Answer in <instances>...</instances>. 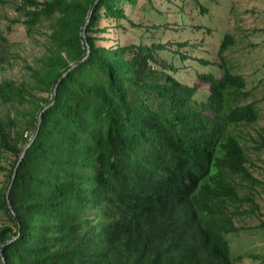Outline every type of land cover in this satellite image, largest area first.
Listing matches in <instances>:
<instances>
[{
  "label": "trees",
  "instance_id": "obj_1",
  "mask_svg": "<svg viewBox=\"0 0 264 264\" xmlns=\"http://www.w3.org/2000/svg\"><path fill=\"white\" fill-rule=\"evenodd\" d=\"M125 4L136 0H22L15 8L28 34L48 32L27 81L0 78V155L9 158L0 167V264L242 258L232 257L231 237L245 229L235 221L254 216L264 183L245 144L259 112L226 58L234 38L223 35L219 63L202 61L210 71L188 85L160 59L165 44H96L101 19L130 21ZM2 41L0 31V73Z\"/></svg>",
  "mask_w": 264,
  "mask_h": 264
},
{
  "label": "rangeland",
  "instance_id": "obj_2",
  "mask_svg": "<svg viewBox=\"0 0 264 264\" xmlns=\"http://www.w3.org/2000/svg\"><path fill=\"white\" fill-rule=\"evenodd\" d=\"M21 1L0 4V31L4 37L1 44L8 60L0 78L17 83L29 79L30 69L36 67L44 51L42 43L48 32L43 26L27 33L24 18L15 10ZM124 9L130 21L101 19L98 26L105 32L98 33L97 37L103 39L96 38V44H138L139 37L147 45L165 44L166 50L159 52L160 59L174 66L176 72L170 71L171 75L188 85L198 82L197 75L210 71L202 61L219 63L217 52L223 35L233 36L235 43L226 58L233 71L244 77L251 95L249 101L259 112L258 121L245 130V144L257 167L254 175L264 183V149L259 146L264 140V0H136L134 6L125 4ZM8 161L7 154L0 155V167L7 169ZM4 183L5 170L0 171V187ZM255 201L258 210L254 216L235 221L237 227L245 228L230 240L232 257L242 256L235 264H264V228H260L264 222V184L256 190ZM3 222L0 212V225Z\"/></svg>",
  "mask_w": 264,
  "mask_h": 264
},
{
  "label": "water",
  "instance_id": "obj_3",
  "mask_svg": "<svg viewBox=\"0 0 264 264\" xmlns=\"http://www.w3.org/2000/svg\"><path fill=\"white\" fill-rule=\"evenodd\" d=\"M88 22V21H87ZM84 30H85V27H83V32H84ZM87 52H88V48H87ZM53 94L55 95L56 94V87L54 88V90H53ZM46 108V107H45ZM44 108V109H45ZM39 121H40V119H39V117H38V119H37V125L39 124ZM39 126V125H38ZM31 142H32V139L24 146V148H23V150H22V152H21V154H20V156H19V158H18V160H17V162H16V165H15V167H14V169H13V172H12V175H11V179H10V183H9V186H8V188H7V191H6V199L8 198V194H9V190H10V187H11V185H12V183H13V181H14V178H15V174H16V169H17V167H18V165L20 164V162H21V160H22V158H23V155H24V153H25V151L27 150V148L30 146V144H31ZM7 204H8V206L10 207V204L7 202ZM1 248H2V246H1ZM1 248H0V251H1ZM3 261V263H4V260H2Z\"/></svg>",
  "mask_w": 264,
  "mask_h": 264
}]
</instances>
